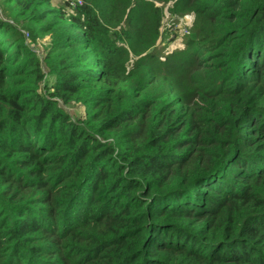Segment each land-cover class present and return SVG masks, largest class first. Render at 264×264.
Masks as SVG:
<instances>
[{
	"label": "trees",
	"instance_id": "trees-1",
	"mask_svg": "<svg viewBox=\"0 0 264 264\" xmlns=\"http://www.w3.org/2000/svg\"><path fill=\"white\" fill-rule=\"evenodd\" d=\"M80 1L1 2L0 264H264V0Z\"/></svg>",
	"mask_w": 264,
	"mask_h": 264
},
{
	"label": "rangeland",
	"instance_id": "rangeland-1",
	"mask_svg": "<svg viewBox=\"0 0 264 264\" xmlns=\"http://www.w3.org/2000/svg\"><path fill=\"white\" fill-rule=\"evenodd\" d=\"M2 1L3 0H0V19L8 24H13L17 31L22 34L27 49H29L32 54L37 56L41 63V60L45 57L51 45L50 34L44 33L36 36L34 42H32L26 29L25 32L22 31L23 28L21 23H13L11 17L9 16V12L2 9ZM71 1L72 0H50V7L54 10L61 9L69 14H72L74 13V8H71L69 5ZM156 6H158L162 12V23L159 30V38L150 53L154 55V58L157 61H162L168 56L176 54L184 48V43H187L192 35L194 16L190 14L174 13L172 11V4L170 3H158ZM42 71L45 73V78L41 85V92L44 94V89H49L53 84L54 79L52 76L46 74L47 72L44 67L42 68ZM60 106L71 116L78 117L83 111L78 105L71 104L67 106Z\"/></svg>",
	"mask_w": 264,
	"mask_h": 264
},
{
	"label": "built area",
	"instance_id": "built-area-1",
	"mask_svg": "<svg viewBox=\"0 0 264 264\" xmlns=\"http://www.w3.org/2000/svg\"><path fill=\"white\" fill-rule=\"evenodd\" d=\"M69 5L71 8H75L79 5H81V1L80 0H72Z\"/></svg>",
	"mask_w": 264,
	"mask_h": 264
}]
</instances>
